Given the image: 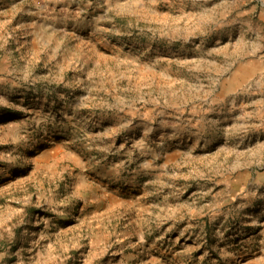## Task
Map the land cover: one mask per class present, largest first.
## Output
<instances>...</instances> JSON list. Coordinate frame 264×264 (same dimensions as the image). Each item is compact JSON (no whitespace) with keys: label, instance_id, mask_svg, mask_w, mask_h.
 Segmentation results:
<instances>
[{"label":"rangeland","instance_id":"374dc122","mask_svg":"<svg viewBox=\"0 0 264 264\" xmlns=\"http://www.w3.org/2000/svg\"><path fill=\"white\" fill-rule=\"evenodd\" d=\"M0 264H264V0H0Z\"/></svg>","mask_w":264,"mask_h":264}]
</instances>
